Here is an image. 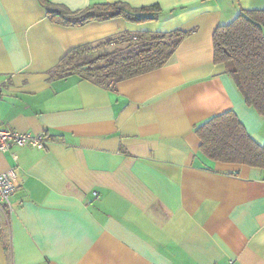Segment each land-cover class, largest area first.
Segmentation results:
<instances>
[{
  "label": "crops",
  "instance_id": "obj_1",
  "mask_svg": "<svg viewBox=\"0 0 264 264\" xmlns=\"http://www.w3.org/2000/svg\"><path fill=\"white\" fill-rule=\"evenodd\" d=\"M50 1L162 13L65 26L41 0H0V120L47 138L44 149L0 152V171L20 169L13 211L0 201V264H264V170L208 159L196 133L234 111L264 145V117L214 49L219 25L264 0ZM175 30L193 32L156 70L107 87L53 78L78 46Z\"/></svg>",
  "mask_w": 264,
  "mask_h": 264
},
{
  "label": "trees",
  "instance_id": "obj_2",
  "mask_svg": "<svg viewBox=\"0 0 264 264\" xmlns=\"http://www.w3.org/2000/svg\"><path fill=\"white\" fill-rule=\"evenodd\" d=\"M49 17L58 24L77 26L123 17L133 23L156 20L159 4L133 7L126 2L96 3L73 11L63 4L41 0ZM193 32H130L96 44L70 50L53 70V78L77 75L99 86H110L168 64L183 40ZM127 43L123 50L94 51L106 41ZM215 62L224 63L247 105L264 117V9L241 10L214 33ZM199 150L210 160L242 164L264 170V145L247 132L234 111L209 118L196 128Z\"/></svg>",
  "mask_w": 264,
  "mask_h": 264
},
{
  "label": "built area",
  "instance_id": "obj_3",
  "mask_svg": "<svg viewBox=\"0 0 264 264\" xmlns=\"http://www.w3.org/2000/svg\"><path fill=\"white\" fill-rule=\"evenodd\" d=\"M47 143L46 134L20 133L5 128L0 120V152L6 153L15 147H31L44 149ZM17 159L18 156L15 155ZM20 174L18 166H13L7 171H0V201L13 211L12 197L17 188ZM227 264H236V259L230 258Z\"/></svg>",
  "mask_w": 264,
  "mask_h": 264
},
{
  "label": "rangeland",
  "instance_id": "obj_4",
  "mask_svg": "<svg viewBox=\"0 0 264 264\" xmlns=\"http://www.w3.org/2000/svg\"><path fill=\"white\" fill-rule=\"evenodd\" d=\"M127 43L120 44L115 40L106 41L101 47H98L94 52L99 53L104 50H123L126 49Z\"/></svg>",
  "mask_w": 264,
  "mask_h": 264
}]
</instances>
